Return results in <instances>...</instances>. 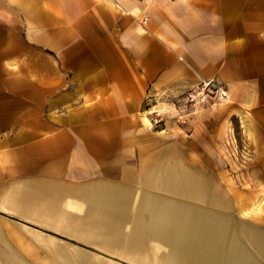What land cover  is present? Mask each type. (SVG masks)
<instances>
[{
    "label": "crops",
    "instance_id": "0c3cea01",
    "mask_svg": "<svg viewBox=\"0 0 264 264\" xmlns=\"http://www.w3.org/2000/svg\"><path fill=\"white\" fill-rule=\"evenodd\" d=\"M102 1L126 14L148 13L150 29L146 21L130 23L129 18L121 28L98 31L89 49L68 60L60 42L53 46L60 68L72 74L74 91L87 94L66 123L30 126L59 135L37 141L30 133L19 137L23 126L15 112L0 109V129L11 133L8 140L28 144L10 153L13 163L26 161L15 187L0 188V264H109L129 255H154L162 264H264L257 241H264V226L236 216L232 197L245 198L238 206L248 208L245 214L252 202L244 192L228 194L175 143L144 158L138 186L130 185V150L137 147L131 134L142 127L144 96H178L204 79L226 84L231 93L245 86L249 90L258 47L264 64V38L253 35L255 25L232 0H155L149 11L130 0ZM27 3L19 0L22 8ZM10 10L4 15H11ZM18 48L9 38L0 56ZM3 68L20 73L12 58ZM47 87L50 94L55 91L53 82ZM43 88L42 82L28 83L21 92L31 102ZM66 99L67 93L61 95L59 104ZM174 153L206 176L202 190H193V179L175 166ZM252 180L259 187L264 174L254 170ZM209 182L217 188H208ZM68 247L83 255L75 259Z\"/></svg>",
    "mask_w": 264,
    "mask_h": 264
},
{
    "label": "rangeland",
    "instance_id": "374dc122",
    "mask_svg": "<svg viewBox=\"0 0 264 264\" xmlns=\"http://www.w3.org/2000/svg\"><path fill=\"white\" fill-rule=\"evenodd\" d=\"M130 1L149 11L155 0ZM232 1L241 4L242 14L244 17L248 15L255 25L253 35L264 38V0ZM29 2L22 8L19 0H0V13L4 15L5 9H11V15L0 18V50L2 47L5 52L9 38L19 47L11 54L0 56V109L2 112H15L14 117L18 120L19 127L23 126L19 137L30 133L32 141H37L59 134L35 132L30 126L66 123L68 114L71 112L75 116L81 99L87 98L85 89L77 93L72 88V74L69 70L60 68L59 56L53 46L60 42L68 60L73 58L76 51L89 49L98 31L121 28L123 22L131 18L133 20L130 23L144 20L149 29L150 27L148 13L139 15L115 11L102 0ZM37 38L47 39L51 44L39 43L35 40ZM257 50L259 61L254 63L249 90L245 86L234 93L229 91L228 102L198 110L184 125L177 124L173 111V104L179 102L183 92L174 97L149 93L144 96L140 107L142 127L131 134L132 142L136 141L137 144L136 148L130 150L131 187L138 186L135 182L142 160L155 150L175 143L211 173L226 188L228 194L244 192L252 202L251 210L245 214L248 208L238 209L244 203L243 196L232 197L238 210L236 216L253 218L254 222L264 226V181L258 187L252 180L254 170L264 174V64L262 48L258 47ZM10 58L18 62L19 75L9 74L3 68L4 61ZM50 81L55 86V91L51 94L47 87ZM41 82L44 83L43 94L38 99L27 102L21 88L28 83L37 85ZM65 93L68 99L64 105H60L58 99ZM155 120L159 123L155 124ZM10 136L11 133L6 129H0V188L15 187L20 178L21 166H26L25 160L15 159L13 163L10 153L14 148L26 149L28 144L12 143L8 140ZM67 252L77 260L83 255L72 247H68ZM127 258L126 261L109 264H135L131 262L134 260H139L142 264H162V259L154 255H129ZM30 263L38 264L36 261Z\"/></svg>",
    "mask_w": 264,
    "mask_h": 264
},
{
    "label": "built area",
    "instance_id": "2783aa9c",
    "mask_svg": "<svg viewBox=\"0 0 264 264\" xmlns=\"http://www.w3.org/2000/svg\"><path fill=\"white\" fill-rule=\"evenodd\" d=\"M229 88L215 79L200 80L193 87L187 88L179 102L173 104L176 122L184 125L198 110L219 105L228 98ZM159 123L158 120L154 121Z\"/></svg>",
    "mask_w": 264,
    "mask_h": 264
},
{
    "label": "bare ground",
    "instance_id": "6f19581e",
    "mask_svg": "<svg viewBox=\"0 0 264 264\" xmlns=\"http://www.w3.org/2000/svg\"><path fill=\"white\" fill-rule=\"evenodd\" d=\"M226 101V100H225ZM223 101V102H225ZM222 102V103H223ZM220 103V104H222ZM170 152V151H169ZM170 155V154H169ZM173 159H174V162H175V166L178 168L179 171L185 173L190 179H193V182L191 183V186L193 187V190H202L204 187L202 186V183L204 182V180L206 181V183L208 182L206 176H204V174L195 166L191 165L185 158L182 154H179V153H174L172 155ZM166 159V158H165ZM177 163V164H176ZM174 167V166H173ZM208 176V175H207ZM213 181V180H212ZM187 184V183H186ZM208 188H213V189H216L217 188V185L214 183V182H209L208 183ZM207 190V189H206ZM211 201L215 204H218L220 203L221 201L218 199V198H211ZM194 212V211H193ZM172 217V216H171ZM215 218V217H214ZM169 219V217H168ZM172 219V218H171ZM175 219V218H174ZM163 220V219H162ZM176 220V219H175ZM174 220V221H175ZM218 220V219H217ZM177 222V221H176ZM192 222V221H190ZM175 224V223H174ZM179 224V222H178ZM194 224V223H193ZM188 225V224H187ZM179 226V225H178ZM191 231V230H190ZM198 231V230H197ZM181 236V235H180ZM253 236H256V235H253ZM226 237V236H225ZM223 239V238H222ZM227 239V238H226ZM259 240V241H258ZM228 241V240H227ZM258 241V245H259V248L261 251L264 252V241L259 238L257 239ZM212 243V242H211ZM220 243V242H219ZM238 244V243H237ZM218 245V243H213L211 245V248H216ZM228 245V244H227ZM232 245V244H231ZM239 245V244H238ZM223 246V245H222ZM226 246V245H225ZM197 247V246H196ZM199 247V246H198ZM201 247V246H200ZM209 247V246H208ZM219 247V246H218ZM232 247V246H230ZM228 248V246H227ZM195 249V247H194ZM205 249V247H204ZM207 250V249H206ZM211 250V249H210ZM235 250V249H234ZM237 250V249H236ZM197 251H198V248H197ZM200 251V250H199ZM228 251V250H227ZM241 251V250H240ZM207 252H209L207 250ZM229 252V251H228ZM232 253V251L230 252Z\"/></svg>",
    "mask_w": 264,
    "mask_h": 264
}]
</instances>
